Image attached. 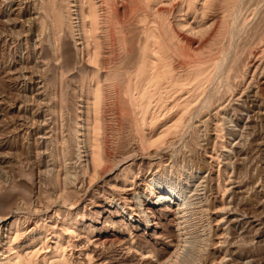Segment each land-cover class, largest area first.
Listing matches in <instances>:
<instances>
[{
	"label": "bare ground",
	"instance_id": "1",
	"mask_svg": "<svg viewBox=\"0 0 264 264\" xmlns=\"http://www.w3.org/2000/svg\"><path fill=\"white\" fill-rule=\"evenodd\" d=\"M38 1H40L39 3L37 2V4H39V6L37 5L39 7V10L41 9L45 10L44 13H47L49 16V18L48 17L47 18L50 19L49 22L50 21L51 22L50 23L48 22V26L49 24H51L55 38H57V40L59 39L60 33L64 26V21L65 19L68 20L67 22H69V29L73 33V36L76 40V44L83 45V47H81L80 50L84 52V55L88 60L87 62L91 63L92 65L91 66L92 68L89 67L90 70L85 72V74L82 76V78L79 81V85H80L79 87L81 92V97H79L80 98L79 100L84 103V105L82 106L85 107L84 110L81 109L79 111L80 113L83 114L79 115L78 121L76 122L77 133H78L77 151H78L79 159L81 160L80 161L81 170L79 172L72 173L73 171L71 172L68 169L65 173L63 172L65 176L64 178H62L63 179L62 180L60 178V176H62V173L60 175L58 170L55 171V169L58 167L56 168L54 167L53 171L56 173L54 178L55 180L53 182L56 181L55 184L57 187L55 185L54 186L58 188L56 197L58 200L61 201L62 203L61 205L66 207L64 211L63 208L61 207L62 212H64L63 214L60 212L61 208L56 207V209L54 208L52 213L50 214L49 212L47 213L48 215H46L47 217L44 220H43V216L37 215L39 216V218L37 217L35 219L34 225H29V223H27L30 221H34L33 219H31L32 217L30 218L29 216L22 215V213L21 214L14 213L10 216L6 215L7 217H5L3 220L6 221L7 224V226L5 227L7 232L2 233L0 235V264H115L120 259L115 255V253L114 255L111 256L108 255V251H111L113 249V247L111 249V245L114 246V244L116 245V243L119 245V249L122 251V253L127 254V257H122L121 264H129L128 262L129 260H131V257L132 258L134 257L133 256L134 254L136 255L138 254L143 258H147V259L148 258H151L152 260L157 259L158 251H154L152 249L153 247L152 248L150 247V243L143 242V239L140 238V236L139 238H136L137 233L135 231L138 228L148 232L150 226H154L155 224H157V222H154V215H150L152 213L146 210L148 204L146 205V207L142 206L143 204L142 202H140L142 198L137 199L139 200V204H140L139 205L140 207L138 208L135 206L132 207L130 205H126L124 201H126L127 196L125 197L124 201H122V198L120 196L117 198L116 195L111 194L112 198L110 199V203L112 204L113 202H116L117 204L116 212L118 214H123V216L125 217V222L121 221L120 223L119 222L117 223L114 221V219L113 221L111 220L112 231L97 230L93 226H87L86 228H84L85 229L84 232H79L80 231V230L78 231L79 225L82 221L86 220L85 219L86 215L80 214L77 210L79 199H73V200L69 199L70 197H68V194L71 190L70 186H72V184L75 183L76 179H79L81 176H82L81 178L82 181H84L86 177L89 185L95 184L104 176L111 174L112 172H114V170L119 168L121 171L120 173L121 184H116L115 186L118 187L120 190L125 189L127 186L132 185L134 183L136 177H139V174L135 173V171L137 170L138 172L139 169H136L134 171L131 163L129 164L126 163H128L131 160L135 161V157L139 155H142V157L143 155L144 157L145 155L148 154L150 155L151 152L150 150L153 149L156 151L154 152L156 153V155L162 153L158 151H162L165 149L163 152L165 153V151L171 150V147L175 144L176 140L177 139L180 140L181 139L180 137L182 136V141H183V136L188 131V129H190V126H194V124L190 122L191 120H194L196 118V120L201 121V123L203 122L204 125V123H207L206 121H209L207 119L210 118L203 119V117L213 110L214 113L211 114H215L216 117L218 116V119L215 123V126L213 127L211 126V127L215 129L216 132L215 136L216 138H218V140L219 138L220 139L223 138L226 134L224 131L225 122L223 123V119H222V117L224 116L220 115L222 112L221 110L223 111L225 110L226 112H228L227 111L228 109L227 107L229 105L228 103L231 100V98L232 99L234 98L233 95L235 94V91H237L240 88V84L242 83V80L244 79L247 73L250 62L255 59L264 61V32L260 34L261 31L260 32L258 31L259 34L257 35V37H255L256 40L252 43V47L250 46L251 49H248L249 54L246 56L248 57V59L246 58L247 61L243 64L242 67L243 71L240 72V70L236 68L237 51L235 52L236 54H234L235 59L232 61V63H230L229 61L230 64H228L227 59L231 54L229 52V47L230 44H233L232 43L233 32L235 31V28L237 29V27H234L232 28L234 29V31H232V29L228 28L231 27L229 26L230 24H233V23H229L228 25V17L231 18L230 16L233 15L234 19H236V21H239V19H237L238 13L241 10L240 8L243 7L239 5L241 0H142V2L141 0H137L143 3V5H141V3H138L140 6L139 8L135 7L137 4L133 6V8L134 7L137 8L136 9L137 12H139L138 10H140L141 7H142L141 9H143L141 16L136 15L137 13L136 10H135L136 13H134L138 17L137 18L139 21L138 23L141 26L138 25L140 27L139 28L140 30L138 31V34H136V37L134 38L131 37V39L129 37L131 33H128L129 35H127L126 28H124L123 23L125 22L124 21L125 19L126 21L129 19L127 16L130 17L131 14H133V13H129L131 10L129 9L130 7L128 5L129 4L128 2H130V4L131 3L134 4V2H132L133 0H60L63 1V3H65V6L64 4L62 5L64 6V9H61L62 6L61 7L57 6L59 4L56 5L57 0H38ZM137 1L135 2L137 3ZM244 1L243 3H245ZM248 4L249 3L247 1L246 5L248 6ZM241 5L243 4L241 3ZM127 6L128 9L130 10V11L128 10L129 15H127V13L125 14L124 12L122 17V11H124V9L127 8ZM247 6L245 7L247 8ZM122 7H124V9ZM252 8H250V10ZM243 9L244 8H242V12L245 11ZM247 9L249 10V8ZM253 9L251 11H253ZM125 11H127V9ZM132 11L134 10L132 9ZM255 11L256 10H254V13H256ZM242 12H240V16L244 15L249 19V17L243 14ZM254 13L251 14L254 15ZM124 14L125 17L127 18L124 17ZM246 14L249 15V13ZM40 15L41 14H39V16ZM131 17L129 19L130 21L133 20V19L131 20ZM122 18L125 19L123 20ZM189 18H191L192 20H189ZM243 18L245 20V17ZM43 20L40 19L41 25H39L42 29H43V25H42ZM244 20H241L243 21L241 27H244L245 23L248 22L247 19L245 20L246 22ZM249 21L251 20L249 19ZM239 23L240 22H238V24ZM238 24L236 23V25ZM257 24L260 25V23ZM45 25H47V23ZM126 27L128 31V25ZM241 27L239 24L238 28ZM247 27H248V23H247ZM42 29L39 28V30ZM245 31L248 33L247 29ZM240 33L242 34L243 32ZM196 36L198 37L197 39L195 38ZM238 36H240L241 38L244 37V36L242 37L241 35ZM237 38L238 37L236 36V39ZM227 39L229 41V44H226ZM244 41L245 40H243V42ZM238 42L240 41L238 40ZM238 42L236 45H238ZM244 44L245 43H243V45ZM246 46L247 45H245V47ZM246 48H249V45ZM261 72L264 74V66ZM64 75H65L64 72H61L60 73L61 78L58 80L61 81ZM60 83L61 82H59V84ZM44 89L46 90V87ZM80 92L78 94H80ZM48 93H50V91ZM58 96L61 95L57 93V97ZM54 102H52L53 106L47 108L48 111L49 109H51L53 114L56 111L55 110L56 107H58L56 106L57 104H55ZM240 108H242V106ZM55 115H57V113ZM59 117L60 116H58V118ZM53 123H55V120ZM190 123L193 125H191ZM56 125L58 124L56 123ZM197 125L200 124L196 123V126ZM56 128L58 129V127ZM48 136L50 137L49 134ZM61 139H60L61 143H59L58 138L55 139V141L51 140L52 142H58L60 146L59 150L61 152L60 151L57 152L55 150L57 146L56 148L54 147L55 148L54 150L56 152H53L54 153L53 161L54 158L57 156L56 158L58 160L57 162L59 163V168L61 165V161L63 160L62 162L66 163L67 158L69 157L66 138L63 136ZM182 141L180 140V143ZM177 144L178 143L176 142V145ZM221 144H223V139L221 140ZM184 147L182 146V148ZM176 148L177 146L175 147V149ZM179 149H178V154L180 155L181 153L179 152ZM174 151L176 152L177 150ZM174 151L166 152L167 154H169L168 160H170V162L174 161L173 162L174 164L173 163L170 164L168 163V161L165 162L167 158L166 160H163L164 158L161 156L163 159L159 157L161 159L157 163L154 164L153 163L154 161L149 162L148 172L151 170L150 168L154 167L155 165L156 167H158L157 170L155 169V174L160 170H163V173L164 171H167L166 166L168 165L172 167L177 165V167H175V170L177 168L176 173L181 172V169H183V167H180L182 165L178 164L179 163L177 162L178 158L176 159L175 162V158H176L175 156L177 154ZM182 151H184V149ZM186 151L187 150H185L183 153L184 154V157L182 156L183 158H185ZM188 153H192V152H188ZM193 153H192L193 156L196 155L195 152ZM51 155L52 154L50 153V156ZM86 155L89 157L88 160L85 159ZM151 155H153V153ZM173 157L175 158L173 159ZM210 157L213 158L214 160H217L220 164L221 162L220 153L215 152V155L211 154ZM194 158H191L189 156L186 159H188L189 161V160H193ZM186 159L183 160L186 161ZM86 161H88V163H84ZM57 162L55 161L54 163L57 164ZM54 163L52 164L54 165ZM70 165L71 164H68V167H70ZM123 165L125 166L121 169V167L119 166H123ZM213 166L210 165V167ZM61 168L64 169L63 167ZM202 168L200 169L202 170ZM217 169L218 170L216 177L217 179L216 191L217 193L220 192L222 194L221 197L222 199L224 196H226L225 194L229 191L231 187L227 185L229 183L228 180H227L228 183L226 182L224 183L223 180L226 181V179L223 180L221 179L222 175H221L220 165ZM153 171L154 170L150 171L149 175H153L154 173ZM171 172H173V170H171ZM229 172H227L226 174H228ZM227 179L232 180L234 178L231 179L228 177ZM145 186L146 187L143 188V191H139L135 196L134 195L133 196L135 198L136 197L140 198L141 195L139 194H144L149 199V201L148 199L147 201L149 202L150 205H152L153 207L154 206L158 207L159 205H165L167 207L166 210L169 209L172 211V207L177 205L178 209L176 207V210H178V212L180 213L179 218L181 220L180 222L179 221L178 222L181 224L179 225L181 226L182 230L179 228L178 233L179 230L182 231V233L180 232L181 234L179 233L181 238L178 240L177 243L176 242L174 243L173 241L174 239H172L171 236L170 240L166 242L167 245H172L175 247L170 253V255L168 257L166 256L167 258L166 260H164L166 264H197L202 259V256L204 255L203 253H206L204 255L205 261L203 262V264H209V263L214 264L216 261L213 262L211 258L213 252L211 254V252L207 253L205 250L208 249L207 245H210V243L207 244V239L201 236L202 238H200L199 241L196 243L189 239V236L191 235L190 233H192L189 229L194 225L192 226L190 224L191 220L187 215L189 214L188 212L191 210L192 215L196 214V216H199L200 214V216H202V219L206 216L205 210H208V208L211 207L208 204V199H209V196L207 195L208 191L206 192L207 194L205 197H197L198 200L193 201L192 199H190V196H188V194L192 195V193L187 194L184 192V190H181L184 187L180 189L178 187L179 190H175L174 188L176 187L173 186L174 187L173 188L168 183L162 184V182H159V179L157 181L154 177L147 178L145 182ZM213 187L214 186L210 188ZM129 188L131 189L130 186ZM206 189L208 188L206 187ZM211 190L212 189H209V191ZM224 199H226V197ZM134 200L136 199H133V201ZM225 202L229 204L228 203L229 201H225ZM206 203L209 205L208 208L203 207L204 204ZM226 206L225 209H227ZM46 209L47 208H45V210ZM148 209L150 210V207ZM222 209L224 210V207ZM43 213L45 212L43 211ZM194 217L192 216V218ZM48 219L49 221L54 219V221L52 223H48L47 222ZM222 220L223 219H221L220 221ZM137 221H140L141 223H139V225H135L134 222ZM209 223L207 224L203 223V225L201 226L204 227L205 226L207 227V225L210 226L211 224ZM196 225H195L196 228L197 227L199 228L198 226L199 224ZM226 227L229 228V226ZM198 228H197L198 231L202 229V228L200 229ZM209 231L210 230L208 231L206 230V232ZM201 232H197V233L201 234ZM172 234H176V233H171L169 235ZM199 234L198 235L195 234L196 235L194 237L195 240L198 239V238L196 239V237H199ZM187 235L189 236L187 237ZM80 236H83L84 245H80L78 243ZM166 236L168 237V235ZM192 236L194 235L192 234ZM192 236L190 237L191 239ZM207 238L209 237L207 236ZM190 241L195 243V245L192 247H190L191 245H193L192 243H190L191 245L189 244L188 246V248L194 247L192 250L194 254L190 253V255L193 254L192 258L190 257L191 259H188L189 257H187V259H183V258L181 259L182 256L181 249L183 247L185 248L186 244ZM219 242L217 243L219 244ZM220 243H223V241ZM232 243L233 242H231V244ZM214 244H216V242H214ZM89 247L92 248L93 250L91 249V251H89L88 250ZM107 249H111V250L107 251ZM92 251H96V252L101 251V253H98V255L101 256L96 258L95 255L96 252L93 254ZM224 251L225 252H223V256H221L220 260L215 264H222L227 258L226 257L228 255L227 253L229 252L230 254V252H232L233 250L230 251L229 249V251H227L226 249ZM76 252H78L80 255L83 253L84 257L75 258L74 254ZM168 253L169 252H167L166 255ZM201 253L203 254L202 256H200ZM158 260L160 259L158 258ZM161 260L163 261V259ZM165 262L162 264H165ZM243 264H247V262L245 261Z\"/></svg>",
	"mask_w": 264,
	"mask_h": 264
},
{
	"label": "rangeland",
	"instance_id": "2",
	"mask_svg": "<svg viewBox=\"0 0 264 264\" xmlns=\"http://www.w3.org/2000/svg\"><path fill=\"white\" fill-rule=\"evenodd\" d=\"M59 1L60 0H57L56 5L59 4L57 6L61 7L63 4L65 6V3H63V1H60L62 3H60ZM135 1L137 0L132 1L134 2V4L132 3L130 4V2H128L129 3L128 5L130 7L129 9L131 11L128 9V6L125 9L124 7H122L124 9V11H122V17H123L124 12L125 14L127 13V15H129V13H133L131 14V16L133 15L141 16L142 15V10H143L141 9L142 7L140 8V10H138L139 12H137L136 10L137 8H135V7H138V8L140 7L138 3H141L142 0L141 2L137 1V3ZM243 1L241 0L239 5L241 7L243 6L242 8H244L243 10L245 11L242 12V8H240L241 10L238 13V17L236 16L237 19H239V21H236L233 15L230 16L231 18L228 17V25L229 23H233V24H230L229 26L231 27H228V28L232 29L234 27H237L239 32L237 31L236 28H235V31L234 29H232V31H234L233 39H232L233 44H230V47H229V52L231 54L227 59V63L228 64L232 63V61L235 59L234 54L237 53L236 54L237 55L236 56V68L239 69L240 72L243 71L242 70L243 64L248 59V57H246L249 54L248 49H251L252 43L256 40L255 37H257V35L259 34L258 31L259 32L261 31L260 34L264 32V17H263L264 16L263 15L264 14V2L263 0H245L244 1L245 3H243ZM247 1L249 3L248 6L246 5ZM257 1L258 2L260 1V2L258 3ZM37 2L39 3L40 1L38 0H0V223H1L0 224V235L2 233L7 232L5 228L7 224H6V221H4L3 219L14 213H19V214L22 213V215L29 216L30 218L32 217L31 219H33L34 221H30L27 223H29V225H34L35 219L37 217L39 218V216H43V220H44L47 217L46 215H48L47 213L48 212L49 214L52 213V211L54 210V208L56 209V207L57 208L62 207L64 211L66 207L62 206L61 201L58 200L56 197L58 188H56L57 187L55 184L56 181L53 182L55 180L54 178H55V173H56L53 171L54 167L55 168L58 167L55 169V171L58 170L60 175L62 173V176H60L61 179L64 178L65 176L64 173L68 169L71 172L73 171L72 173L79 172L81 170V164H80L81 160L79 159V155L77 151L78 150V138H77L78 133H77L76 122L78 121L79 115L83 114V113H80L79 111L81 109L84 110L85 107L82 106L84 105V103L79 100L80 99L79 97H81L79 81L82 78V76L85 74V72H87L88 70H90V68H92L91 67L92 65L91 63L87 62L88 60L86 56L84 55V52L80 50V48L83 47V45L76 44V40L73 36V33L69 29V22H67L68 20L65 19L63 29L60 33V37L57 40V38H55V35L53 33L51 24H49L51 28L48 26V22L50 20L48 19L49 18L48 14L44 13L45 10H42V9L39 10V7H38L39 4H37ZM241 3L243 5H241ZM135 4H137L138 6L137 5L135 6ZM141 5H143V3H141ZM64 6H62L61 9H64ZM133 6L135 7L133 8ZM245 6H247L249 10ZM252 6L255 9H253ZM250 8H252L253 11H251L252 9L250 10ZM126 9L127 11H125ZM132 9L134 11H132ZM135 10L138 14L135 12ZM254 10H256L255 11L256 13H254ZM240 12L247 15L251 21H249V19L244 15L240 16ZM38 13L41 15L39 16ZM134 13H136V15ZM246 13H249V15ZM251 13H254V15H252ZM125 14H124V17H125ZM127 17L130 19L129 16ZM133 17H131V20L132 19L133 20L130 21L128 19L127 20L128 22L126 21L125 18H122L123 20L125 19L124 20L125 22L123 24H124V28H126L127 35H129L128 33H131L129 35L130 39L131 37L132 38L136 37V34H138V31L140 30L139 26H141L138 23L139 22L137 19L138 17L137 16L134 17L135 19ZM243 17H245V20L247 19L248 22H246ZM40 19L42 20L44 19L42 21L43 29L39 26L41 25ZM189 20H192V19L189 18ZM241 20H244L246 22L244 27H241L243 23V21ZM238 22H240L239 24L241 28H238L239 27ZM46 23L47 25H45ZM236 23L238 25H236ZM247 23H248V27H247ZM257 23H260V25ZM127 25H128V31L126 27ZM39 28L42 30H39ZM246 29L248 33L245 31ZM240 32H243V33L241 34ZM238 35H241V36L243 35L244 37L242 36L243 38H241ZM236 36L238 37L237 39H236ZM195 38L197 39L198 37L196 36ZM238 40L240 42H238ZM243 40L245 41L243 42ZM246 40H247V43H246ZM248 41H249V44H248ZM237 42H238V45H236ZM239 43H242V44H239ZM243 43L245 44L243 45ZM226 44H229L228 39H227ZM245 45H247L246 47H248L249 45V48H246ZM241 47L243 50L241 49ZM55 49H56V52H55ZM249 66H248L247 73L244 79L242 80V83L240 84V88L237 91H235V94L233 95L234 98L233 99L231 98L230 101L228 100L229 101L228 103L229 105L227 107L228 109L226 108L228 112H226L225 110L224 111L221 110L222 112L220 115L221 116L223 115L225 117V118L222 117L223 123L225 122L224 131L226 134L223 138L221 139L219 138L218 140V138H216L215 136L216 135L215 129L212 128L213 126H215V123L218 119V116L216 117L215 114H211V113H214V110H213L208 113L209 115L207 114L203 117V119L210 118V119H207L209 120V121H206L207 123H204V125L206 126L203 125V122L201 123V121L196 120V118L194 120H191L190 122H192L194 126H190V129H188L187 131L188 134L186 132L185 135L183 136V141H182V136L180 137L181 138L180 140L182 141L181 143H180V140L178 139L176 140L178 144L176 145V142H175V144L173 145L174 147L172 146L171 150L168 151L166 149L167 151L163 153L165 150L164 149L162 151H158L162 153L156 155V153H154L156 151L153 149L154 151L153 150H150V151L153 153V155L157 157L151 155L152 153L150 152L151 156L148 154V155H145L146 157L145 158L144 155L143 157L142 155H139L135 157V161L131 160L128 163H126V164L131 163L134 171L136 169H139L138 172L137 170L135 171V173L139 174V177H136L134 183L132 185H129L131 189L129 188V186H127L125 189L120 190L118 187L115 186L116 184H121V177H120L121 171L119 168L116 169L117 171L114 170V172H112L111 174L107 176H104L97 183L92 184V185L88 184L86 177L85 179L83 178L84 181L81 180L82 176L79 179H76L75 183L72 184V186H70L71 190L68 194V197H70L69 198L70 200L79 199V202H78L79 209L77 208V210L80 214L86 215V218H85L86 220L80 223L78 231L80 230L79 232H84L85 231L84 228H86L87 226H93L97 230L112 231L111 222L113 221V219L117 223L118 222L120 223L121 221L125 222V217L123 216V214H118L116 212L117 211L116 202H113L112 204L110 203V199L112 198L111 194L116 195L117 198L120 196L122 198V201H124L125 197L127 196L126 201H124L126 205H130L132 207L135 206L138 208L140 207L139 206L140 204H139V200L137 199L142 198L140 200V202H142L143 204L142 206L146 207V205L148 204L147 205L148 207H146V210L152 213L150 215H154V222H157V224H155L154 226H150V228L148 229L149 231L147 230L148 232L138 228L135 231L137 233L136 238H139L140 236V238L143 239V242L150 243V247L151 248L153 247L152 249L154 251H158L157 257L160 260L163 259V261L158 260V258L153 259V260L151 258L147 259V258H143L142 256L138 254L137 255L134 254L133 255L134 257L133 258L131 257V260H129L128 263L129 264H132V263L133 264H162L164 263L165 262L164 260H166V258L170 255L172 250L175 248L172 245H167L166 242L170 240L171 236H172L171 238L174 239L173 240L174 243L175 242L177 243L178 240L181 238L179 233L180 232L182 233V231L179 230V233H178V229L179 228L181 229V226H180L181 224L179 223L181 220L179 218L180 213L178 212V210H176V207L178 209V206L175 205L172 207V211L169 209H167L168 210L167 211L166 210L167 207L165 205H159L158 207L157 206L153 207L152 205H150L148 202L149 199L144 194H139L141 195L140 198L134 197L139 191H143V188L146 187L145 186L146 179L154 177L157 181L159 179V182H162V184L168 183L172 187L173 186L176 187V188L173 187L175 190H179L180 188L184 187L185 189L183 188L181 190H184V192L187 194L192 193V195L188 194V196H190V199H192L193 201H197L198 200L197 197H205L206 194L208 193L207 194L209 196L208 204L211 207H209L207 203L204 204L203 207L210 208V209L208 208L209 211L205 210L206 216L205 217L203 216L204 218L202 219V216H200V214L199 216H196V214L192 215L191 210L188 212L189 214H187L191 220L190 224L192 226L199 224L198 225L199 228L198 227L197 228L198 229L202 228V229L198 231L196 228L197 225L195 227L194 226L190 227L189 230L192 233H190L191 234L190 236L187 235V237L189 236V239L191 241H194L195 243L198 242L199 239L202 237L206 238L207 244L210 243V245H207L208 249H205V250L207 253L211 252L212 254L213 252V254L211 255L213 262L215 261L218 262L220 260V257L223 256V252H225L224 250L227 249V251H229L230 249V251L232 250L233 251L230 252V254L229 252L227 253L228 254L226 256L227 258L222 264H243L245 261L247 262V264H264V74L261 72L264 66V61L255 59L250 62ZM60 71L64 72L65 74L63 77L64 80L61 79V81L58 80L61 78ZM59 82L61 83L59 84ZM45 87H46V90L48 89L47 91L44 89ZM49 91L50 93H48ZM79 92L80 94H78ZM57 93L60 94L61 96L57 97ZM53 94L55 95V97ZM49 96L52 98H50ZM52 102H54L55 104H57L56 106H58L55 109L56 111L54 110L55 111L54 114L52 113L51 109H49V111L47 109L53 106ZM241 106L242 108H240ZM56 113L57 115H55ZM58 116L60 117L58 118ZM50 119L51 120L53 119V120L51 121ZM54 120H55V123H53ZM56 123L58 125H56ZM196 123L200 125L202 124V125L196 126ZM56 127H58V129ZM191 129H193L194 131ZM48 134L50 135V137L48 136ZM52 134L53 135L55 134V135L53 136ZM63 136L66 138V142L68 145V152H69L68 155L71 159L69 157L67 158V161H66L67 164L65 162H62L63 161L62 160L61 165L62 164L63 165L62 166L60 165V168H59V163L57 162L58 160L56 158L57 156L54 158V161H53V154H54L53 152L60 151L59 143H61L60 139ZM54 138L55 139L58 138L59 143L52 142V141H55ZM222 139H223L224 145L221 144ZM55 143H58V144H55ZM183 144H185L186 146ZM216 144H217V147H216ZM176 146L177 148L175 149ZM182 146L183 147L185 146V147L182 148ZM179 148L182 150L184 149V151L187 150L185 152L186 154L185 158H183L184 151L180 150ZM178 149H179V152L181 153L180 154L181 156L178 154ZM174 150H177V151L175 152ZM171 151L172 152L174 151L177 154V155L175 154L176 158L173 157V159L175 158V162L177 158L178 160L180 158V160L179 161L177 160V162H179L178 164L182 165L180 167H183L184 170L181 169V172L179 173L177 172L178 173L177 174L176 173L177 168L175 170V167H177V165L173 167L168 165L166 166V170L168 172L164 171L163 173V170H160L159 172H156L155 174V169L157 170L158 168L155 165L154 166L155 168L154 167L150 168L151 169L150 171L154 170L153 175H149L150 171L148 172L149 170L148 166H149L150 161L151 162L154 161L153 163L155 164L163 157L164 158V159L162 158L163 160H166L167 158L165 162L168 161V163L170 164L174 162V161L170 162V160H168L169 154L166 153V152H171ZM188 152H192V153L195 152L196 155L193 156L194 153L192 154ZM215 152H218L221 154L220 164L217 160H214L213 158L210 157L211 154L215 155ZM50 153L52 154L51 156H50ZM186 156L187 157L190 156L191 158L197 157L196 159L198 160L194 158L196 161L194 159L188 161L189 158L186 159L187 158ZM88 158L89 157L86 155L85 159L88 160ZM183 159L184 160L186 159L187 162L184 161ZM55 161L57 162V164L54 163ZM52 163H54V165ZM84 163H88V161ZM68 164H71L70 167H68ZM125 165L119 166V167H121L122 169ZM210 165L212 166L214 165V166L210 167ZM219 165L221 167V175H222L221 179L222 180L226 179V181L223 180L224 183L225 182L228 183L227 182L228 180L229 183L227 185L231 187L229 191L225 194L226 196H224L222 199H221L222 194L220 192L217 193L216 191L217 190L216 189V184H217L216 177H217V170H218L217 168L219 167ZM61 167H63L64 169H62ZM214 167L216 170L214 169ZM200 168H202V170ZM225 168H226V171H225ZM62 170H65V171H62ZM171 170H173L175 174L171 172ZM227 172H229L231 175L229 173L226 174ZM227 175H230V176H227ZM228 177L231 179L232 178L234 179L229 180L227 179ZM204 179H205V182H204ZM196 184L200 186H197ZM212 186L214 187L210 188ZM206 187L208 189H206ZM209 189H212V190L209 191ZM225 197L226 199H224ZM133 199H136L134 200L136 202H134ZM225 201H229L228 202L229 204H227V202ZM225 206L227 209H225ZM44 207L47 209L45 210ZM149 207H150V210L148 209ZM223 207H224V210L222 209ZM62 208L60 212L63 214L64 212H62ZM42 210L45 213H43ZM154 213H156L157 215ZM191 215L193 217L195 216L194 218H196L197 220L192 218ZM236 217L239 220H237ZM219 219L220 220L223 219V220L220 221ZM204 220H207V221H204ZM53 221L54 219L50 221L48 219L47 222L52 223ZM209 222H212V223H209ZM139 223L141 222L140 221L134 222L135 225H139ZM203 223L204 224L209 223L211 225L210 226L207 225V227L206 226L204 227V226H201L203 225ZM226 226H229V228H227ZM224 228H226L229 231H227ZM206 230L207 231L210 230V231L206 232ZM197 232H201V234ZM227 232H230V233H227ZM171 233H176V234L178 233V234L169 235ZM192 234L194 236H192ZM195 234L196 235L199 234V237H196V239L198 238L197 240H195L194 238L196 236ZM166 235H168V237ZM191 236H192V239L190 238ZM207 236L209 238H207ZM79 238L80 239L78 240L79 241L78 243L80 245H84L83 236H80ZM191 241L186 244L185 248L183 247L181 249V255L182 256L184 255L183 257L181 256V259L182 258L187 259V257H189L188 259L192 258L194 254L192 250L194 247L188 248V246L190 243H192L193 245L190 244L191 245L190 247H192L195 245V243ZM219 241L220 242L223 241L224 244L220 243ZM214 242H216V244H214ZM217 242H219L220 245ZM231 242H233L232 243L233 245L231 244ZM116 245L115 244L114 246L111 245V249L113 247L112 250L107 249V251L108 250L112 251V252L108 251V255L111 256V255H114L115 253V255L120 259L115 264H118V263L121 264L122 257H127V254L122 253V251L119 249V245L117 243ZM163 247H166V248H163ZM91 249L92 248L90 247L88 248L89 251H91ZM165 251L169 253L166 255L167 252ZM95 252L96 251H92L93 254ZM96 253H95L96 258L101 256V255L100 256L98 255V253H101V251H98ZM190 253H193V254L190 255ZM203 254L205 255L206 253H203ZM203 254L201 253L200 256H202ZM82 255L83 253L80 255L78 252H76L74 254V257L75 258L84 257V255L83 256ZM204 255L202 256V259L200 260V262L201 261L202 262L201 263L198 262V263L203 264V262L205 261ZM231 257H232V260H231Z\"/></svg>",
	"mask_w": 264,
	"mask_h": 264
}]
</instances>
